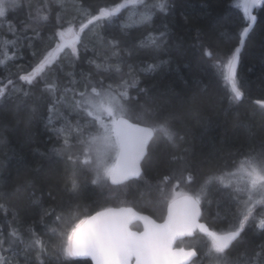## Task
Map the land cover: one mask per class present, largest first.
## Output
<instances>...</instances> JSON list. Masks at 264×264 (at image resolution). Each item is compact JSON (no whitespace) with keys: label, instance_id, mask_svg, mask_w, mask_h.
<instances>
[{"label":"snow or ice","instance_id":"6c2138e0","mask_svg":"<svg viewBox=\"0 0 264 264\" xmlns=\"http://www.w3.org/2000/svg\"><path fill=\"white\" fill-rule=\"evenodd\" d=\"M25 2L0 0V22H7L12 36L0 49L5 57L0 67L6 72L0 77V109L9 101L17 113L27 109L25 136L31 143L33 121L46 104L44 127L55 132L58 143L47 151H34L42 161L62 160L65 193L78 197L82 188L79 177L85 173L100 199L93 206L70 203L71 223L65 227V213L44 206L34 180L17 184L15 191L28 193L25 207L38 210V218L22 232L21 209L0 202V214L8 224L6 233L0 228V264H20L16 259L20 255L24 264H49L50 257L55 258L54 264H264V241L255 246L249 243L250 234L264 235V137H249L245 145L229 154L230 160L197 158L190 148L179 151L187 141L186 133L181 134L177 126L186 109L198 111L196 92L169 87L154 95V86L138 87L132 64H127L131 82L106 83L109 74L123 71L125 56L149 57L141 68L147 77L170 63L162 58L171 47L169 24L162 21L157 26L155 22L157 11L168 14L167 0H113L102 6L73 0L71 12L68 0H41L35 7L27 3L28 19L17 27L7 19V13L22 9ZM236 7L242 22L235 31L236 43L228 51L214 52L202 39L200 29L195 37L201 56L212 62L224 88L219 107L225 112L246 99L238 67L258 20L253 10L264 8V0H239ZM122 12L132 13L128 17L131 24L122 20ZM114 25L116 32L106 34ZM222 27L214 25L213 29L226 36ZM141 29V38L126 44ZM37 41L42 45L39 49ZM24 47L31 50L33 60L26 68L15 65L13 73L8 65L23 58ZM82 60L90 70H80L77 79ZM130 87L136 88V96L130 94ZM252 103L264 115V99ZM61 108L72 117L62 114ZM54 116L63 120L62 127H54ZM7 126L0 121V135ZM70 134L82 146L79 154L69 151ZM158 140L164 142L173 167L153 180L150 172ZM7 183L8 179L0 176V188ZM141 186L155 190L156 198L149 203L166 209L162 223L132 205L129 197ZM214 187L227 201L226 214L216 213L215 220L223 221L219 226L205 219L206 206L212 203L206 193ZM0 196L6 201L8 193L0 192ZM48 196L55 198L51 189ZM224 200L218 197L217 204ZM112 201H118V206H110ZM36 224L45 226L43 236L36 232ZM186 241L192 243L185 245Z\"/></svg>","mask_w":264,"mask_h":264},{"label":"trees","instance_id":"16d2710c","mask_svg":"<svg viewBox=\"0 0 264 264\" xmlns=\"http://www.w3.org/2000/svg\"><path fill=\"white\" fill-rule=\"evenodd\" d=\"M68 0L69 12H71V3ZM113 0H90L94 6H102L112 3ZM121 2V0H115ZM154 0H148L152 3ZM239 0H167L169 5L168 14L165 16L159 11L156 12L155 22L159 26L161 22L169 24L171 32V47L168 54L163 55V59L169 60L170 63L163 65L162 70L153 77H147L141 72L143 61L150 59L144 55H134L131 59L125 56V64L121 73L109 74L106 83L117 84L122 79L131 82L132 77L127 75V64H132L135 69V76L139 80L138 87L154 86L153 94H159L165 89L171 87L178 92L181 89H187L189 94L196 92L199 97L197 105L198 111L186 109L181 117L180 124L181 134L186 133V144L183 148H190L191 152L197 158H223L230 160L229 154H234L236 149L247 143L249 137L259 140L264 137V115L258 108H255L253 101L255 99H264V8H258L256 14L257 23L251 35L247 38L246 47L241 56V62L238 67L240 75L243 77L244 90L246 91V99L238 106L232 107L230 111L225 112L219 107V101L225 95L220 79L216 75V69L212 62L204 58L200 54V49L196 46L195 37L197 29H200L202 39L208 43L214 52L224 53L228 51L235 43V31L241 21V11L237 9L236 4ZM27 3H31L34 7L41 3V0H26L25 6L20 10H9L7 19L14 22L19 27L22 21L28 19ZM130 12H122L121 18L125 21ZM187 17L188 22H185ZM231 21V22H230ZM223 27L220 29L226 32V36H221L213 29V26ZM7 22H0V49L4 47L5 39H11V33L7 31ZM141 29L134 32L132 39L126 40V44L131 45L135 39L141 38ZM116 26L106 29V34L115 33ZM31 35V33H27ZM179 47H176V45ZM36 48H41V43L36 42ZM23 58L17 59L15 64H9V69L15 73V65H23L25 68L32 62L33 57L31 50L27 47L21 49ZM103 52V50H101ZM92 55L91 52L88 54ZM5 57L0 55V60ZM90 70L83 60L77 67V79L79 72ZM5 69L0 67V77L5 75ZM61 75V81L65 78ZM15 78V77H13ZM201 88H205L204 92H200ZM130 94L136 96L135 87L129 88ZM31 103V102H30ZM65 115L70 118L72 114L66 112L62 108ZM255 110V114L253 111ZM27 109H21L19 113L12 107L9 101L5 108L0 109V121L8 125L3 129L0 135V176L6 177L8 183L4 188H0V192L8 193L7 200L0 196V202H7L21 209L20 211V228L23 232L24 227L38 218V210L26 208L28 193L21 189L15 191L17 184L23 183L25 179H31L36 182V194L41 196L45 207H52L57 212L65 213L63 226L71 223L69 219V204L79 203L81 206H93L95 201L100 197L93 191L94 186L87 183V174L82 173L79 177L82 188L78 197L73 198L63 190L62 177L65 176L64 164L61 161H42L38 152L34 151L38 148L40 152L47 151L54 147L58 141L50 129H45L44 125L48 120L46 104L41 107V111L34 119L31 132L33 133L32 142L29 143L25 136V124ZM19 119L20 123H16ZM58 124H63V120H58ZM63 143V139L59 140ZM158 147L155 148L157 153L153 168L150 172L153 180L157 174L167 173L173 166L169 164V153L165 151V145L162 140L157 141ZM69 151L76 155L82 152V146L72 137L69 140ZM42 163L43 167H39ZM37 165L36 167H33ZM51 189L53 196H48ZM141 193H144L141 195ZM151 193V194H149ZM208 199L212 201L210 206H206L205 219L213 226H219L223 221L215 220L216 213L225 215V205L222 193L217 191L215 187L206 193ZM220 197L224 202L217 204V198ZM156 193L154 189H145L141 186L134 190L129 197L132 205L138 210L152 215L156 219H163L166 209L163 207L156 208L149 203L155 200ZM110 206H118V201H112ZM234 207V205H233ZM10 215L8 219H10ZM213 219V220H211ZM0 228L5 233L8 231V224L3 214H0ZM35 230L38 234L44 235L45 226L36 224ZM25 238L27 234L25 233ZM45 239L50 237L45 236ZM264 241V235L259 232L250 234L249 243L252 246L258 245ZM192 243V242H190ZM186 245L188 242L185 243ZM202 246V244H201ZM10 255V254H9ZM244 257H242L243 259ZM20 264H24V256L16 257ZM54 257L49 258V264H54Z\"/></svg>","mask_w":264,"mask_h":264},{"label":"rangeland","instance_id":"374dc122","mask_svg":"<svg viewBox=\"0 0 264 264\" xmlns=\"http://www.w3.org/2000/svg\"><path fill=\"white\" fill-rule=\"evenodd\" d=\"M131 14H132V13L130 12L129 15H128V17H129ZM128 17H127V19H126L125 21H126L127 23L131 24L132 21L129 20ZM63 112H64V111H63L62 108H61V113L64 114ZM58 120H60V119H58V118L55 117V116L53 117V125H54L55 128H60V127L63 126V124H58V123H57ZM63 123H64V122H63ZM50 130H51V129H50ZM51 131H52V130H51ZM52 133L56 136V134H55L54 131H52ZM61 139H63V138L61 137ZM71 139H72V135L70 134V135H69V140H71ZM191 242H192V241H191ZM201 244H202V243H201Z\"/></svg>","mask_w":264,"mask_h":264},{"label":"water","instance_id":"95a60500","mask_svg":"<svg viewBox=\"0 0 264 264\" xmlns=\"http://www.w3.org/2000/svg\"><path fill=\"white\" fill-rule=\"evenodd\" d=\"M255 10H256V9H254L253 12H254V14L256 15ZM143 214H145V215H150V214L145 213V212H143ZM152 218L155 219L153 216H152ZM155 220H156V219H155ZM156 221H157V223H162V222H163V220H162V221H158V220H156ZM134 230H135V229H134Z\"/></svg>","mask_w":264,"mask_h":264},{"label":"flooded vegetation","instance_id":"af4514ba","mask_svg":"<svg viewBox=\"0 0 264 264\" xmlns=\"http://www.w3.org/2000/svg\"><path fill=\"white\" fill-rule=\"evenodd\" d=\"M165 216H166V214H165ZM165 216H164V217H165ZM157 220L162 221L163 219H157ZM211 220H213V219H211ZM139 227L142 229V224L139 225ZM186 242L190 243L191 241H186ZM186 242H185V243H186ZM185 245H186V244H185Z\"/></svg>","mask_w":264,"mask_h":264},{"label":"bare ground","instance_id":"6f19581e","mask_svg":"<svg viewBox=\"0 0 264 264\" xmlns=\"http://www.w3.org/2000/svg\"><path fill=\"white\" fill-rule=\"evenodd\" d=\"M257 10V9H256ZM256 10H255V13H256ZM257 15V14H256Z\"/></svg>","mask_w":264,"mask_h":264}]
</instances>
